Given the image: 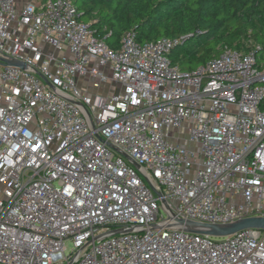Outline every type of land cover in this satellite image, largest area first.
<instances>
[{
    "label": "built area",
    "instance_id": "2783aa9c",
    "mask_svg": "<svg viewBox=\"0 0 264 264\" xmlns=\"http://www.w3.org/2000/svg\"><path fill=\"white\" fill-rule=\"evenodd\" d=\"M78 16L0 0V264H264V230L176 227L264 218L262 46L186 72L182 39L114 49Z\"/></svg>",
    "mask_w": 264,
    "mask_h": 264
},
{
    "label": "trees",
    "instance_id": "16d2710c",
    "mask_svg": "<svg viewBox=\"0 0 264 264\" xmlns=\"http://www.w3.org/2000/svg\"><path fill=\"white\" fill-rule=\"evenodd\" d=\"M78 21L95 38L118 48L134 31L139 43L179 40L171 62L191 72L225 48L248 50L260 44L264 58V0H74Z\"/></svg>",
    "mask_w": 264,
    "mask_h": 264
},
{
    "label": "water",
    "instance_id": "95a60500",
    "mask_svg": "<svg viewBox=\"0 0 264 264\" xmlns=\"http://www.w3.org/2000/svg\"><path fill=\"white\" fill-rule=\"evenodd\" d=\"M6 65L24 68L23 63L6 61ZM159 195V194H157ZM176 227L179 229L192 232L194 234L209 236L213 238H223L231 236L237 232L246 229H260L264 230V218H248L238 222L227 225H202L194 222H187L182 220H176Z\"/></svg>",
    "mask_w": 264,
    "mask_h": 264
},
{
    "label": "rangeland",
    "instance_id": "374dc122",
    "mask_svg": "<svg viewBox=\"0 0 264 264\" xmlns=\"http://www.w3.org/2000/svg\"><path fill=\"white\" fill-rule=\"evenodd\" d=\"M27 0H19V2H20V4L21 5H23L25 2H26ZM49 54H57V53H55L54 52V50L53 49H51V48H48V51H47ZM85 85H87V83H85ZM118 86H116V85H113L112 86V89L110 90L111 92H116V90H118ZM104 89H109V85H107V86H102L101 87V89H100V92H103L104 91ZM65 246H66V253H69L71 250H72V244H71V242H67L66 244H65Z\"/></svg>",
    "mask_w": 264,
    "mask_h": 264
}]
</instances>
